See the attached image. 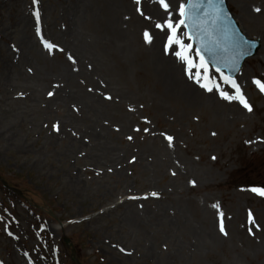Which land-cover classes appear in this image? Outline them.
<instances>
[{"label":"rangeland","instance_id":"1","mask_svg":"<svg viewBox=\"0 0 264 264\" xmlns=\"http://www.w3.org/2000/svg\"><path fill=\"white\" fill-rule=\"evenodd\" d=\"M164 1L177 9L179 17L183 0ZM228 2L247 35L262 42L257 57L246 61L245 76L238 75L239 93L251 111L244 106V112L239 111L232 99L221 95L233 97V92L225 90L222 74L214 71L208 78L218 87V103L224 110L215 111L206 100L207 105L196 103L189 108L165 99L161 105L155 104L154 94L147 91L146 72L141 71L131 82L128 104L107 120V140L116 147L127 144L131 136L138 141L134 150L139 149L144 146L148 128L162 141H168L166 136L176 140L178 155L165 164L176 168L175 173L157 175L152 167L147 173L139 164L99 169L81 155L80 149L77 154L66 151L72 138L79 144L78 138L88 125L75 127L56 121L57 110L65 117L79 114L75 117L83 120L87 114L75 98L62 104L57 101V92L53 96L45 92H53L58 85L68 88L66 84L74 90L81 85L83 93L90 91L80 74L75 77L69 71V56L79 43L69 30L80 35L81 29L72 24L73 20L67 21L74 17L72 7L77 0H39L37 4L33 0H0V176L21 190L15 192L0 182V264H264V195L260 194L264 190L229 181L235 170L242 169L241 179L252 182L246 172L257 169L264 160V91L254 83L259 80L264 84V0ZM256 7L262 11L254 12ZM36 11L40 12L39 20ZM37 22L46 26V33L61 51L41 54L20 47L26 29L37 40ZM5 57L8 59L3 62ZM145 62L153 68L150 61ZM105 73L117 81L120 69L114 75L106 67ZM152 89L156 90L154 86ZM75 94L71 90V96ZM87 121L92 123L90 116ZM3 128L9 129L8 135L2 133ZM154 159L150 156L148 161ZM101 170L104 172L100 174ZM77 177L80 186L70 183ZM152 192L158 195L152 196ZM140 196L144 198L137 201V208L157 210L154 218L158 220L144 228L121 223L124 201ZM177 204L186 211L183 218L189 217L185 225L178 222L182 215L175 214ZM221 220L228 235L218 232L207 247L192 254L190 227L204 222L217 231ZM65 237L73 247L64 242ZM180 243V254L170 258L168 251Z\"/></svg>","mask_w":264,"mask_h":264},{"label":"bare ground","instance_id":"2","mask_svg":"<svg viewBox=\"0 0 264 264\" xmlns=\"http://www.w3.org/2000/svg\"><path fill=\"white\" fill-rule=\"evenodd\" d=\"M72 12L74 17L67 22L73 20L72 24L77 25L81 31L80 35H75L74 29L69 30V33L79 42L75 48L74 60L69 71L75 77L80 74L86 89L90 91L88 94L83 93L81 85L78 90H74L70 84L66 83L68 88L61 86L56 91L59 97L57 101L65 104L70 98H75L79 104H82L81 108L87 114L83 120L75 117H80L79 114L65 117L66 115L60 109L57 110L56 121L70 122L75 127L83 124L88 125L86 129L82 130L83 132L78 138L79 144L75 138H72V145L66 151L74 154L80 149L79 151L83 153L81 155L86 156L93 166L99 167V169H102L101 167L111 169L123 165L134 166L139 164L146 168L147 173L149 167H152L157 175L165 172L175 173L176 168L165 167V164L172 156L178 155L176 152L178 148L175 142H171V146H169L168 141H162L154 132L149 130L148 136L144 140L145 142L143 141L144 146L139 149L134 150V146H137L138 141L134 144L128 140H126L128 141L127 144L116 147L112 141L107 140L110 130L109 126L106 127L109 123L108 121H111L113 115H115L116 110L128 104L126 101L129 94H131L130 92L133 91L131 82L135 77H139L136 74L141 71L146 72L149 81V89L147 91L151 95L154 94L155 104L161 105V101L165 99L174 104L181 103L189 108L196 103L207 105L204 103V99L212 101L213 98L208 97L213 96V93L208 92L202 86V76H194L193 66H187L184 63L181 53L182 48L179 43L169 44L167 39L169 31L164 35V31L168 28L166 22L171 21L173 25L176 24L174 16H162L164 12L160 10L158 0H140L139 4H137L136 0H77V3L72 7ZM152 15L154 18L148 31L151 37V45L144 44L142 46L141 39L144 27L149 23L145 18L150 20ZM133 23L134 29L124 28L125 26L127 28L131 25L133 26ZM47 26H49L48 23ZM25 27L28 28L27 23ZM20 42L21 48L23 46L35 53L41 51V54H43L41 44L38 41L36 42L28 29L25 30ZM70 45L71 43L69 42L68 46ZM177 53H180V55H177ZM181 57L182 60L180 59ZM7 59L5 57L3 62H6ZM145 60L150 61L153 68H149ZM138 64H142L144 68L138 67ZM106 67L114 75H118V69H120L117 81L106 77ZM94 74L98 76L94 77ZM21 75L23 74L21 73ZM93 77L94 85L92 84ZM100 79H104V81ZM153 86L156 90L152 89ZM28 87L30 93H33V87L30 85ZM71 90L76 93L74 97L71 96ZM155 94H157V100ZM107 97H111V99ZM219 109L224 110V106L217 102L215 111ZM48 111L50 119L52 115L50 113L51 109H48ZM88 116H90L92 121L91 124L87 121ZM117 119L120 122L122 121L119 117ZM96 126L98 130H96ZM1 131L4 135L9 134V129L7 128H3ZM78 132H80V128ZM10 134L14 136V133ZM129 152L132 154H130L128 160ZM150 156L155 158L153 162L148 161ZM117 170L119 172L125 171L123 169ZM103 172L101 170L100 174ZM146 181L150 182L149 176L146 177ZM70 183L74 186H80L81 180L77 177L71 180ZM101 185H99V188H104ZM106 189H110V187L107 185ZM142 198L144 196L127 198L124 201L125 212L121 216V223L126 221L128 225L134 224L144 228L158 220V217L154 218V212L157 210L144 209L145 207L142 209L137 208V201H141ZM175 208L176 215H182L183 218L186 213L183 206L177 204ZM182 218H180L181 222L178 221L180 224L185 225L189 222V217L184 216ZM159 220L161 221V219ZM167 225H171V221H168ZM190 231L193 234L194 243L190 242L188 244L197 250H201L204 245L207 247L209 239L218 233L214 226L211 228L210 225L206 224H203L202 227L192 225ZM182 246L183 243H180L175 249L174 244V249L173 247L170 249V251L173 250L168 253V256L170 258L174 255L178 256Z\"/></svg>","mask_w":264,"mask_h":264},{"label":"snow or ice","instance_id":"3","mask_svg":"<svg viewBox=\"0 0 264 264\" xmlns=\"http://www.w3.org/2000/svg\"><path fill=\"white\" fill-rule=\"evenodd\" d=\"M136 2H137V4H139L140 0H136ZM33 3H34V4H37V3H39V0H33ZM161 3H162V5L165 7V9L168 8V4H166V3L164 2V0H161ZM138 10H139V9H138ZM253 11L256 12V13H260V12L262 11V8H260V7H256V8L253 9ZM179 12H180V16H181V17H184V16H185V14H186V9H185V5H184V4H181V5H180ZM35 15H36V17H37V20H39V18H40V12H39V11H36ZM166 23H167L168 28L171 29V31H172V33H173V35H170V36L168 37L169 44H173V43L178 42V41L175 39L176 27L173 26V24H172L171 21H168V22H166ZM184 23H185L184 19H180V20L177 21V25H176V26L178 27L179 25H183ZM157 27H159V25H157ZM144 35H145V39L148 40V41L150 42L151 37L149 36V34H148L147 32H145ZM182 46H183V45H182ZM45 47H46V48H49V49H52V48H55L56 45H53V44H51L50 42L45 41ZM184 47L191 48L192 46L189 44V45H186V46H184ZM177 55H180V53H177ZM69 59L72 60L73 57L69 56ZM201 60H203V57H201ZM29 71H31V69H29ZM254 83H256L257 85L260 86L261 91H264V84H261V82H260L259 80H255ZM233 87L236 88L237 92H239V86L236 85L235 82H233ZM209 91H211V89H209ZM21 95H23V94L21 93ZM48 95H49V96H52L53 93H52V92H49ZM221 95H222L224 98H226V99H232V98H233V97L229 96L227 93H223V92H222ZM107 98H108V99H111V97H107ZM239 99H240V102L243 104V106H244L246 109H248L249 111L252 110L251 106H250V105L248 104V102L244 99L243 95H241V96L239 97ZM53 127H54V129H56L57 131L59 130V129H58V125H54ZM137 131H139V129H137ZM145 131H147V129H145ZM128 139L131 140L132 137L129 136ZM166 139L169 141V146H171V142H172V139H173V138H172L171 136H166ZM133 159H135V157H133ZM109 170H110V169H109ZM193 183H194V182H193ZM253 191H257V189H253ZM260 194H261V195H264V191H260ZM151 195H152V196H157L158 193H156V192H152ZM220 215L223 216V213H221ZM249 217L251 218V213H249ZM249 231H250V234H251V230H249ZM220 232H221L223 235H225V236L228 235L227 231L225 230V226H224L222 220H221V223H220ZM121 250L123 251V249H121Z\"/></svg>","mask_w":264,"mask_h":264}]
</instances>
